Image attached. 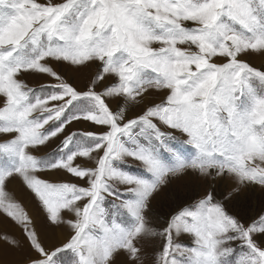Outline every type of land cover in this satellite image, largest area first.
Wrapping results in <instances>:
<instances>
[{"label": "snow or ice", "instance_id": "obj_1", "mask_svg": "<svg viewBox=\"0 0 264 264\" xmlns=\"http://www.w3.org/2000/svg\"><path fill=\"white\" fill-rule=\"evenodd\" d=\"M251 54L264 55V0H0V216L34 253L23 264L120 253L143 264L140 244L156 237L153 264H264V214L245 225L212 191L159 230L149 220L152 199L189 173L232 179L229 197L264 189V70L241 58ZM53 61L98 70L78 88ZM28 73L49 82L30 87ZM151 91L166 95L129 118ZM52 172L74 180L41 177ZM13 181L71 229L66 242L43 246Z\"/></svg>", "mask_w": 264, "mask_h": 264}, {"label": "rangeland", "instance_id": "obj_2", "mask_svg": "<svg viewBox=\"0 0 264 264\" xmlns=\"http://www.w3.org/2000/svg\"><path fill=\"white\" fill-rule=\"evenodd\" d=\"M39 2L43 3L45 0H39ZM241 58L246 60L251 66L264 70V55L251 54ZM52 66L78 88L85 87L98 70L96 63H92L87 68L80 70H72L67 65L57 64L54 61ZM21 78L30 87H38L40 84L49 82V78L43 74L28 73ZM111 79L110 77L105 83L110 82ZM165 95V92H149L141 105L130 107L128 111L129 118L141 113L146 106L160 103ZM110 103L115 108L116 101L112 100ZM76 127L85 128L87 125L81 123L73 126V128ZM0 139L3 138L0 137ZM58 142V140H54L47 147H41L36 154L44 155L52 152ZM129 164L136 167L135 162L129 161ZM41 177L52 182L74 180V178L63 172L41 173ZM234 187L235 182L227 177L222 180H212L210 178L205 180L194 173H189L181 178L173 179L163 191L152 199L151 212L149 213L150 224L158 230L163 228L172 213L179 211L185 206L194 204L203 198L207 192L212 191L216 200L222 202L230 214L237 216L242 223L248 225L259 215L264 214V189H261L259 185L250 186L247 189H242L238 195L233 194L229 197V193L233 192ZM9 189L16 194L17 198L24 203L26 210L29 211L34 220L35 230L38 233L40 242L46 249L59 247L66 242L71 235V229L67 225L60 227L51 226L39 212L36 201L30 194L24 192L19 181H13L9 185ZM67 215L65 213L66 218ZM5 234L19 241L21 247L17 250H12L3 240H0V264H23L29 256L34 255L24 241L21 230L9 219L0 216V236ZM254 238L261 247H264V235L257 234ZM178 239L186 245H191L190 236L182 235ZM161 245L162 241L159 237L141 242L143 264H153L154 252ZM61 261L63 264H69L67 256H62ZM114 264H131V262L125 254L120 253L115 257Z\"/></svg>", "mask_w": 264, "mask_h": 264}]
</instances>
